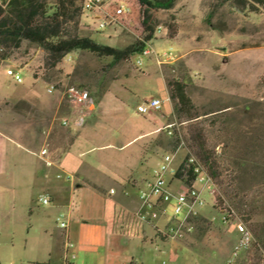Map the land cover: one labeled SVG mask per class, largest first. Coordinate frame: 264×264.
Segmentation results:
<instances>
[{
	"label": "rangeland",
	"instance_id": "1",
	"mask_svg": "<svg viewBox=\"0 0 264 264\" xmlns=\"http://www.w3.org/2000/svg\"><path fill=\"white\" fill-rule=\"evenodd\" d=\"M11 1L0 0L5 7V15H9ZM42 1L48 13L55 10L57 0ZM248 1L174 0L170 8L151 10V46L159 57L163 51L172 52V56L161 64L155 62V55L152 53L134 54L126 61L111 64L108 58H98L79 49L67 52L56 61L48 50L37 43L25 39L0 41V46L3 47L0 55L1 94L10 101H15L12 96L14 91L33 85L42 97L53 99L58 106L54 114L46 116V121L43 115L39 116L42 121H39L38 139L40 145L47 148V153L42 157L38 156L37 144L27 146L20 143L6 149L9 164L5 168V176H25L24 164L36 165L41 170L39 167L42 162L52 157L49 155L51 142L45 141V124L53 120V125L59 130L62 118L71 120L74 116L84 115L88 109L86 106H75L68 96L70 92L87 90L93 107L100 93L114 82L112 87L118 89L117 93L123 100L125 96L132 95L131 103L126 109L127 116L122 122L123 125L132 124L139 119L136 104L151 97L162 99L167 91L169 97L166 81L178 78L185 84L186 93L200 115L190 120L179 118L174 112V102L169 98L170 109L166 125L149 138L148 146L157 145L162 155L174 154L173 166L176 169L188 156V151L203 163V157L192 140L191 129L197 128L206 151L214 153L219 165L218 173L211 177L224 199L217 196L214 201L204 192L205 203L197 210L193 221L188 223L191 230L186 231L181 238H172L166 233V228L174 218L181 219L184 213L174 215L169 207L165 215L168 222L165 221L158 231L160 238L148 244L144 250L139 248L138 252L143 255L142 258L140 255L138 257L143 264L162 261L166 264H227L237 238L230 237L229 232H226L229 227H234L232 219L224 221L222 218L227 212L223 207H227V204L233 210H243L251 216L246 221V226L252 233L253 243H260L253 234V228L255 224H264V175L259 171L255 176H238L234 168L236 136L232 135L239 118L247 115L255 117L247 120L246 130L256 124L259 126L264 121V14L254 10ZM70 2L69 9L73 13V19L64 26V34L88 36L101 44L117 48L130 44L136 38L138 27L133 26L130 20L134 13V2L105 0L103 9L116 20L109 22L104 28L97 27V23L103 18V11H84L83 0ZM119 2L128 4V13L121 15L117 11ZM157 26H160L159 32L156 31ZM137 57H140L141 64L136 66L134 62ZM6 66L19 70L22 82L17 83L8 76L4 70ZM51 85L52 91L47 92L46 88ZM1 110H21L27 118L36 114L26 104H4L3 100L0 101ZM7 116L4 112L0 115V124L7 122ZM259 117L263 119L259 120ZM159 161L160 155L152 159L151 164H158ZM262 161L264 163V159ZM18 163L21 164L19 168ZM226 170L231 173V186L224 185L222 179ZM169 183H175L176 188L185 186L184 178L174 175L170 177ZM3 186L5 185L0 182V194L6 193L7 197L21 191L17 186ZM239 193L245 197L238 196ZM37 194L38 190L32 196L33 208L37 203L34 201ZM18 209L16 202L10 198L0 207L1 264H13L10 253L13 249L23 251L26 243L34 246L46 242L57 243L59 238L58 226L50 227L49 233L45 234L32 225L29 209L21 215L17 214ZM96 252L93 259L96 258L97 262L94 264H101L102 248ZM248 260H251V264L258 262L256 244L249 250L242 251L236 264H247Z\"/></svg>",
	"mask_w": 264,
	"mask_h": 264
},
{
	"label": "crops",
	"instance_id": "2",
	"mask_svg": "<svg viewBox=\"0 0 264 264\" xmlns=\"http://www.w3.org/2000/svg\"><path fill=\"white\" fill-rule=\"evenodd\" d=\"M160 78L166 87L161 73ZM113 83L93 107L85 110L81 123L74 116L68 125L59 123V130L53 120L45 124V141L51 142L49 155L52 157L48 158L49 163L42 162L41 170L36 165L24 164L26 175L23 177L5 176L9 164L6 149L20 143L37 144L38 151L43 148L38 139L39 121H42L39 116L43 115L46 121V116L54 114L58 106L53 99L42 97L33 85L14 91L15 101L4 97L0 86V101L23 103L36 113L27 118L21 110L0 111V115L8 114L7 122L0 124V182L5 185L3 188H21L9 197L1 193L0 207L10 198L19 207L17 214L29 209L32 225L45 234L49 233L50 227L58 226L56 216L63 213L66 235L74 244L75 258L70 264H94V254L100 248L103 251L100 252L101 264L142 263L143 254L138 249L144 250L153 243L159 237L160 227L167 221L165 217L149 222L142 220L136 210L138 189L150 179L152 169L157 165L151 164V160L158 155L161 160L158 146L149 147L148 144L149 138L166 125L170 109L168 91L160 99L159 110L141 113L135 108L139 119L123 125L132 95L123 100L118 89H113ZM20 166L18 163V168ZM170 185L177 187L175 183ZM37 190L38 194L34 196L37 205L33 208L32 196ZM41 195L48 197V203L39 201ZM58 230L57 243L35 246L26 243L21 252L13 249L9 256L12 263L61 264L64 235L59 226ZM226 232L232 238L238 236L233 226Z\"/></svg>",
	"mask_w": 264,
	"mask_h": 264
},
{
	"label": "trees",
	"instance_id": "3",
	"mask_svg": "<svg viewBox=\"0 0 264 264\" xmlns=\"http://www.w3.org/2000/svg\"><path fill=\"white\" fill-rule=\"evenodd\" d=\"M135 3L134 13L131 17L133 26L138 27V34L133 42L117 48L101 44L88 36L64 34V26L73 19L69 9L70 0H57L55 10L48 13L42 0H12L9 6V15H5V7L0 3V41L25 39L34 42L48 50L54 60H59L67 52L79 49L85 50L98 58H108L111 64L128 60L132 55L140 53L146 46V41L153 36V21L150 11L155 8H170L174 0H130ZM239 2L240 0H235ZM253 9L264 14V0H249ZM169 87V98L174 102V112L179 118L186 120L197 118L200 113L186 93L185 84L178 78L166 81ZM106 89V88H105ZM102 91V93L105 91ZM100 93V96L101 94ZM255 117L239 118L235 128L236 148L234 150V168L241 178L255 176L259 171L264 175V121L259 126L245 129L247 120ZM263 119L262 117L258 118ZM249 124V123H248ZM193 143L201 153L203 164L208 174L212 177L218 173L219 165L214 153L206 151L201 133L197 128L191 129ZM231 131V130H230ZM187 157L177 167L174 176L184 178V184L190 186L195 173L187 164ZM263 169V170H262ZM260 172V174H261ZM259 174V173H258ZM248 214L246 221L250 220ZM193 216L187 218L191 223ZM253 234L260 243H255L256 248L264 250V224H255ZM254 244V245H255Z\"/></svg>",
	"mask_w": 264,
	"mask_h": 264
},
{
	"label": "built area",
	"instance_id": "4",
	"mask_svg": "<svg viewBox=\"0 0 264 264\" xmlns=\"http://www.w3.org/2000/svg\"><path fill=\"white\" fill-rule=\"evenodd\" d=\"M105 0H83L82 8L84 11L91 10H101L104 12L103 18L97 23L98 28H104L108 25L109 22H115L116 18L107 14V11L104 8ZM117 11L124 15L129 12V6L126 2H119L117 4ZM156 31H160V26L156 27ZM3 52V47L0 46V55ZM155 55V62L161 64L165 59L172 56L171 51H163L162 56L159 57L155 54L150 40L146 41V46L143 50L138 53V55ZM135 65L141 64L140 57H137L135 60ZM5 73L10 76L15 82H22V77L18 71H15L13 68L6 66L4 67ZM52 85L46 88L47 92L52 91ZM71 97V101L75 106H86L91 107L92 98L85 89H79L72 91L68 95ZM162 106V101L159 98L151 97L149 99H144L136 106L137 111L145 113L148 110H159ZM77 119L80 123L83 120V115H78ZM69 120L67 117L61 119L62 125H67ZM169 126V125H168ZM170 133V131H168ZM47 153V148L43 147L39 150L38 156L42 157ZM174 154L164 153L161 156L159 163L152 169L151 177L147 180L144 185L138 189V208L136 214L142 220L153 221L159 217H165L166 212L169 207L172 208L173 214L177 215L183 213L181 219H175L171 225L166 228V233L172 238H181L186 231L191 230V226L187 222V218L194 216L197 210L202 207L205 203L203 193L206 192L211 196L215 201L217 196L221 199H224L223 195L220 193L217 188V184L213 178L208 174L206 166L198 161L196 157L188 151L187 164L192 167L193 172L195 173L194 180L190 186H184L182 188H172L169 179L174 175L176 168L173 166ZM46 163H49L48 160H45ZM226 175H222L224 185L231 186V173L230 171H225ZM196 183L198 185H196ZM240 197H245L243 194H237ZM41 203H48V197L46 195H41L39 197ZM224 204V203H223ZM223 207L226 209V214L222 215L224 221L233 220L234 228L238 234L230 254L227 258V264H236L240 253L242 251L249 250L255 243H253L252 233L246 226V218L248 213L245 211L237 212L232 209L230 205ZM63 213H59L56 216V221L64 235V241L62 244V255H61V264H70L71 261L75 258V253L73 251L74 244L71 240L68 239L66 235V221L63 218ZM134 264H142L141 262H134ZM157 264H166L165 261ZM247 264H251V260H248ZM256 264H264V250H258V262Z\"/></svg>",
	"mask_w": 264,
	"mask_h": 264
}]
</instances>
